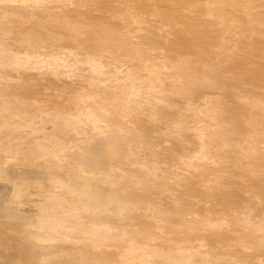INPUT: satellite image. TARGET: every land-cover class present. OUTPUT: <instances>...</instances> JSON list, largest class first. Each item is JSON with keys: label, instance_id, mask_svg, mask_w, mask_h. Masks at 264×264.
Returning <instances> with one entry per match:
<instances>
[{"label": "bare ground", "instance_id": "6f19581e", "mask_svg": "<svg viewBox=\"0 0 264 264\" xmlns=\"http://www.w3.org/2000/svg\"><path fill=\"white\" fill-rule=\"evenodd\" d=\"M2 198L17 264H264V0H0Z\"/></svg>", "mask_w": 264, "mask_h": 264}, {"label": "rangeland", "instance_id": "374dc122", "mask_svg": "<svg viewBox=\"0 0 264 264\" xmlns=\"http://www.w3.org/2000/svg\"><path fill=\"white\" fill-rule=\"evenodd\" d=\"M134 10H130V11L134 12ZM136 11L139 14V16H141V17H146L147 16V13H146L145 9L138 8V9L135 10V13H136ZM145 14H146V16H144ZM142 20H144V18ZM171 27H173L172 24L169 25V26H166L165 28L166 29L167 28L170 29ZM135 61H137V60H135ZM158 62H160V61H158ZM152 64L155 65V62H152ZM166 66H167V63H166ZM138 72H141V70H137V73ZM132 76L134 78H138V79H133V81H135V83H136V87H137L139 95H140V105L138 106V111L139 112L151 111L155 115L158 114L159 111L154 110L153 107H151V106H153V105L156 106L157 105V103H158L157 102V98L160 95H158V94L155 95L156 94L155 92L147 90V88L145 87V84L143 83V80L139 79L138 75L134 76V74H132ZM165 95L166 94H163L160 97L163 98ZM147 106H150V107L147 108ZM136 110H137V108L134 107V108L130 109V112L133 115H137L138 116L139 114H138V112H136ZM159 117H160V115L156 116V118H159ZM231 144H233V142ZM132 145L135 147V149H138L141 146L140 143L138 142L137 138L133 141ZM152 145H155V147L159 146V150L161 151L162 147L160 146V143L155 141V142L152 143ZM155 147H154V149H156ZM230 163L232 165V169L230 171L236 172L235 168H239V167L238 166H234L232 164V162H230ZM236 165H238V163H236ZM228 166H230V165H228ZM174 168H176V169H174ZM174 172H176L178 174H183V175H190L191 174L190 170H188V167L186 165H184V164L181 165L179 162L172 164V166L168 168L169 175H171ZM226 173L227 172L224 169H221L218 172V176L223 177ZM167 195L173 201H175L176 199H178L180 193L177 190H171V191L167 192ZM200 203L201 204L204 203L206 205H209V203L207 204L206 202H200ZM181 208L187 210L188 205L186 203L182 202ZM208 208H210V207H208ZM14 212H17V209L12 207L11 205H9L6 202L5 198L4 199L2 198V200L0 201V224H1L2 221L8 222V224L5 227H3L2 225L0 226V251H1L0 254H2L3 256L14 257L13 264H15V263L17 264L20 260H27V259L29 260L38 251H39V254H40V253H42L45 250H41L42 248H40V247L38 248L36 246V242H35L36 240L33 238L32 235H30L31 234L30 233L31 230L29 228H27L25 226L21 227L18 223H16L17 222L16 220H18L20 216L17 213H15V216H14ZM11 222H12V224H10ZM172 236L173 237H178V235H175V234L172 235ZM121 237H123V236L119 235V238H121ZM134 237H136L138 239H142V236L140 234H138V235L134 234ZM110 240H111L110 243H114L113 239H110ZM77 248L78 247H76V246L68 247L69 252L73 251L74 253L77 252ZM107 249L108 248H106L104 246L102 248V250H103L102 252H104V251L107 252ZM61 251L65 252L64 248H60V250L58 252L60 253ZM94 251H96V250L94 249ZM97 251H99V250H97ZM14 252H15V254H16L15 256L17 258L14 256ZM11 253L13 254V256H12ZM100 254H102L101 250L99 252H97V254L93 255V257L94 258H99L97 256H100ZM249 254H255V253L251 252ZM16 261H18V262H16Z\"/></svg>", "mask_w": 264, "mask_h": 264}]
</instances>
